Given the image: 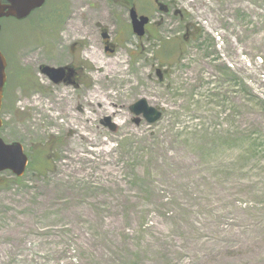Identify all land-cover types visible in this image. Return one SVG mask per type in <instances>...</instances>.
<instances>
[{
    "label": "rangeland",
    "instance_id": "374dc122",
    "mask_svg": "<svg viewBox=\"0 0 264 264\" xmlns=\"http://www.w3.org/2000/svg\"><path fill=\"white\" fill-rule=\"evenodd\" d=\"M126 1L1 21L0 134L30 166L0 174V264H264V0H130L143 38ZM71 63L80 88L39 70Z\"/></svg>",
    "mask_w": 264,
    "mask_h": 264
},
{
    "label": "water",
    "instance_id": "95a60500",
    "mask_svg": "<svg viewBox=\"0 0 264 264\" xmlns=\"http://www.w3.org/2000/svg\"><path fill=\"white\" fill-rule=\"evenodd\" d=\"M47 0H0V21L3 19H15L23 21L28 19L33 12L41 9ZM159 11L168 12V7L155 0ZM133 32L138 37H143L146 33L145 27L149 24V18L138 17L135 10L131 12ZM2 27L0 24V33ZM7 61L0 51V113L2 110L5 87L7 83ZM42 74L48 76L55 83H60L67 71L68 76L74 77V73L69 67L54 68L50 66L41 67ZM130 111L136 116L135 123L139 125L143 117L150 125L159 122L162 119V112L149 105L146 99H142L131 106ZM102 125L111 132H116L118 127L111 117H105ZM3 127V120L0 118V129ZM29 165V158L25 153L24 147L19 142L6 143L0 135V174L6 171L12 172L16 177L21 178L25 175Z\"/></svg>",
    "mask_w": 264,
    "mask_h": 264
},
{
    "label": "flooded vegetation",
    "instance_id": "af4514ba",
    "mask_svg": "<svg viewBox=\"0 0 264 264\" xmlns=\"http://www.w3.org/2000/svg\"><path fill=\"white\" fill-rule=\"evenodd\" d=\"M51 0H47L45 5L41 8V9H44L48 2H50ZM75 0H60L59 2V7L56 9V13H60V14H64L66 13V11H69L71 9H73V2ZM160 2L163 3V1L160 0ZM127 5H131L132 7L130 8V18H131V12L132 10H135L138 17H148V16H145V15H141L137 8L135 7L136 5L130 0H127L126 1ZM155 3V1H154ZM156 4V3H155ZM165 4V3H163ZM167 7H168V12L165 13L166 15H170L172 14V9H171V5L169 4H165ZM157 6V5H156ZM86 8L89 9V7L87 6ZM158 8V7H157ZM41 9H38L36 11H39ZM35 11V12H36ZM34 14V13H33ZM143 14V13H142ZM149 18V24L145 27V35L148 34V29H149V26L151 25L152 23V20L150 17ZM130 28H131V31L133 32V25H132V20L130 19ZM144 35V36H145ZM143 36V37H144ZM143 37H139V38H143ZM102 40H103V45L105 47V52L108 53V54H113L117 48L116 45H114L111 40H110V35L107 33V31L105 29L102 30ZM79 44H75L74 46H78ZM75 49V48H74ZM5 56V55H4ZM7 59V58H6ZM44 66V65H41L39 67V70H40V73L42 74V71H41V67ZM51 67H54V66H51ZM61 67H69L71 68V70L73 71L74 73V77H69L68 74H69V71H67V73L65 74V77L63 78V80L60 82V83H55L52 79H50L48 76L42 74L43 76H45V78L49 81V83L51 84L52 87L54 88H59V87H65V88H68V87H75V88H80L82 85H84V82H83V79H82V74L84 72V69L85 67L82 66V65H77L75 63H71L69 65H66V66H60V67H54V68H61Z\"/></svg>",
    "mask_w": 264,
    "mask_h": 264
},
{
    "label": "trees",
    "instance_id": "16d2710c",
    "mask_svg": "<svg viewBox=\"0 0 264 264\" xmlns=\"http://www.w3.org/2000/svg\"><path fill=\"white\" fill-rule=\"evenodd\" d=\"M20 80L22 81V80H25V79H27V77H24L23 75H22V73L20 72ZM17 180H19V179H17Z\"/></svg>",
    "mask_w": 264,
    "mask_h": 264
},
{
    "label": "bare ground",
    "instance_id": "6f19581e",
    "mask_svg": "<svg viewBox=\"0 0 264 264\" xmlns=\"http://www.w3.org/2000/svg\"><path fill=\"white\" fill-rule=\"evenodd\" d=\"M95 54V52L93 51V53L91 54V55H94ZM93 59L96 61L97 59L96 58H94V56H93ZM72 131H75V130H73L72 129ZM76 132V131H75ZM84 136H87V135H85V134H83ZM91 141V140H90Z\"/></svg>",
    "mask_w": 264,
    "mask_h": 264
}]
</instances>
